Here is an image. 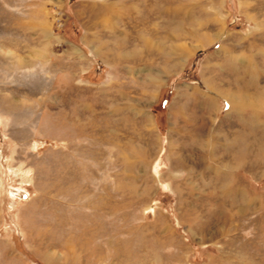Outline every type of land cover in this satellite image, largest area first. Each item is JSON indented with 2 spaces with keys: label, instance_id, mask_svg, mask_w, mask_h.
Listing matches in <instances>:
<instances>
[{
  "label": "rangeland",
  "instance_id": "1",
  "mask_svg": "<svg viewBox=\"0 0 264 264\" xmlns=\"http://www.w3.org/2000/svg\"><path fill=\"white\" fill-rule=\"evenodd\" d=\"M0 264H264V0H0Z\"/></svg>",
  "mask_w": 264,
  "mask_h": 264
}]
</instances>
